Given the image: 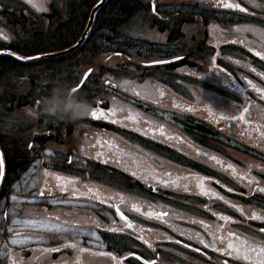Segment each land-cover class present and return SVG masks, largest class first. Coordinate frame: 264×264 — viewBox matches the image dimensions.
I'll return each mask as SVG.
<instances>
[{"label":"flooded vegetation","instance_id":"flooded-vegetation-1","mask_svg":"<svg viewBox=\"0 0 264 264\" xmlns=\"http://www.w3.org/2000/svg\"><path fill=\"white\" fill-rule=\"evenodd\" d=\"M21 3L8 5L0 0V9ZM208 3L193 7L181 2L176 11L194 16H190L194 20L189 18L191 27L207 28L202 39L224 41L228 34L231 41L239 42L230 44L238 47V53L229 54L224 59L228 64L222 66L229 80L242 88L238 110L231 111L230 103L226 104V99L233 101L229 90L215 89L210 103H220L221 108L200 107L194 100V112L177 118L183 123L190 120L191 127L186 129L184 123L185 128L178 127L172 136L167 134L166 120L146 106L153 103L164 109L163 99L156 103L135 97L130 99L132 103L112 95L90 101L86 92L79 94L91 107L85 117L69 122L63 135L65 141L79 129L85 138L78 148L80 160L59 164L68 172L60 175L66 179L58 182L52 175L57 171L50 168L46 175L39 168L31 188L24 184L15 195L6 192L5 179L0 184V264H260L264 260L260 251L264 249V232L260 231L264 220L252 219L253 213L264 216V192L258 191L264 188V99L247 83L251 80L264 88V76L258 75L264 73V59L255 55L259 49L246 44V38L264 39V0ZM222 3L240 4L246 11L224 8ZM165 5L160 4L159 10L166 11ZM191 35L198 39L200 34ZM183 51L177 49L176 55L182 56ZM213 66L219 69L217 64ZM80 88L69 92V97ZM94 108L102 109L109 118H93L89 113ZM110 108L116 109L114 114L108 113ZM233 116L236 119H229ZM168 136L174 137L175 145L167 144ZM97 195L100 200L95 199ZM13 205L15 214L10 212ZM114 228L124 231H110ZM13 239L22 243L13 244ZM229 242L241 248L239 255L235 249L229 257L206 247L227 248ZM249 248L253 251L245 260L243 250ZM132 252L134 256L128 255Z\"/></svg>","mask_w":264,"mask_h":264},{"label":"trees","instance_id":"trees-1","mask_svg":"<svg viewBox=\"0 0 264 264\" xmlns=\"http://www.w3.org/2000/svg\"><path fill=\"white\" fill-rule=\"evenodd\" d=\"M98 1L45 0L43 10L32 7L30 10L24 1L19 7H3L0 10V23L8 39L0 42V49L9 48L26 56L65 49L80 38L90 11ZM188 23L189 16L179 18L177 11L156 10L154 14L152 0H107L98 8L88 36L72 52L29 61L0 54V147L5 160L6 192L10 190V180L24 175L30 162L39 157L38 147L60 140L69 125L68 121L52 119L51 115L44 113L41 110L43 103L57 108H70L76 95L86 92L85 96L93 101L92 97L103 96L109 91L106 86L111 79L104 75L116 74L106 67L101 71L93 68L103 51L96 37V34L102 35L100 31L124 35L125 41H140L146 33L157 31L165 36L164 40L178 44L175 50L185 51L182 60L165 64L172 69L191 70L197 61L207 65V60L218 53H238V47L214 46L213 40L208 38L201 39L195 48L187 50L189 45L183 46L180 43L190 42L182 32L183 25ZM67 68L77 69L76 74L67 77L70 79V87L77 83L84 71L92 68V73L77 94H72L73 97H69L67 87V91L63 89L60 92L58 86L62 87V83L50 78L60 71L65 73ZM184 74L191 77L190 72ZM131 77L135 81L148 78L146 73L139 72ZM151 79L154 80V77ZM4 116L15 118L14 125L9 127ZM184 123L186 129L191 127L190 120H184Z\"/></svg>","mask_w":264,"mask_h":264},{"label":"rangeland","instance_id":"rangeland-1","mask_svg":"<svg viewBox=\"0 0 264 264\" xmlns=\"http://www.w3.org/2000/svg\"><path fill=\"white\" fill-rule=\"evenodd\" d=\"M6 2L17 0H5ZM33 1V5H37L39 10L45 9V0L44 4H42V0H29ZM181 2H187L195 6H206L209 5L208 0H156L155 5L165 4V7L169 11H176L177 5ZM205 3V5H203ZM180 5H178L179 7ZM28 7V6H27ZM30 8V7H29ZM35 10L38 9L37 7H32ZM189 8V7H188ZM31 10V8H30ZM197 11L199 12L200 9L198 8ZM203 13H207L206 9H202ZM182 14H179L178 17L181 18ZM194 17L193 15L189 14V18ZM194 20L193 18H191ZM191 24V23H190ZM192 25L184 24L182 27V32L184 33V37L188 36L190 42H181L180 45H185L189 47L188 49L195 48V40L193 36L190 35L193 32H196V29L201 33L198 36L202 38V33L207 32V28L205 29L204 25L191 27ZM207 30V31H206ZM6 30L4 29L3 25L0 23V42L4 39V34ZM102 35L96 34L97 43L101 45L102 53L97 57L95 66L93 67L96 71H101V69H108L112 71L116 75H104L107 76L106 78H110L112 87H109L110 90L107 93L103 94V97L108 96H117L121 98H135L137 97H145L149 99L151 102H160V99H163L161 103L164 109H160L155 106L153 103L146 104L149 106L150 113L154 114L153 112H157L158 114H154L157 117L163 118L166 120L167 124V131L168 135H174L177 132L178 127L184 129V123L182 121H178L177 118L183 117L187 118L189 115L187 113H192L193 105L192 102L197 101L200 104V107H205L209 105V107L219 106L221 108V104L218 103L216 105L210 103V98L213 100L215 95V89L219 91L229 90V93L233 99H226V104L230 103L231 111L238 110V98L242 96V88L241 86H237L233 84L229 78L228 73L224 67L220 66L217 61L214 59L207 60L208 67L201 68L202 61H197V66L192 68L191 70L187 69H172L166 67L165 64H155V65H148L149 62H153L155 60L168 58L176 54L175 48L178 44L176 43H169L168 41L164 40L162 34H158L157 31H151L144 35L140 41H125V36L120 35L117 33H113L111 31H100ZM110 36V37H108ZM201 36V37H200ZM231 35L226 34L224 36V41H220L216 43L218 46L220 43L223 42H235L238 44L239 42L231 41ZM247 39V46L250 49H259L264 55V39L262 40H253L250 38ZM192 40V41H191ZM194 41V43H193ZM215 44V42H213ZM219 59V58H218ZM218 64V68H215L213 65ZM148 65L146 68L145 66ZM206 65V66H207ZM77 69L75 68H67L65 69V73L62 71L58 72L56 76H50V78H55L56 82H61L62 87L59 89L60 92L65 89V85H69L70 79L67 78L70 75L76 74ZM135 72H139L141 74L146 73L148 78L145 77L144 80L134 82L133 80L128 79L129 75L134 74ZM190 72V76H186L184 73ZM82 76V74H81ZM119 76L121 77L119 79ZM151 77H154L153 81ZM139 78V77H137ZM244 77L242 76V79ZM106 81H108L106 79ZM160 82V84H159ZM217 84V85H213ZM219 86V87H218ZM233 91V92H232ZM77 96V95H76ZM75 96V97H76ZM222 102V98H221ZM192 108V110H191ZM229 107L226 106V109ZM183 114L181 115L180 114ZM161 114V115H159ZM5 123L9 124V127L14 125L15 118L4 116ZM52 119H57L55 116H51ZM4 123V121H3ZM80 128V127H79ZM79 130V129H78ZM76 130L70 137L66 138L63 141V135L60 140L48 142L45 147H38L39 157L35 158L29 164L27 171L23 175V181L20 180L16 183L15 180H10V190L8 193L16 194L21 192L24 189L25 185H28L30 188L33 185L32 178L36 175L39 168L43 169V173L45 174L50 168L53 170H57L58 175H64L68 172L63 171L62 168H59L60 163L68 162L72 160L74 162H78L80 160V155L78 148L82 145L84 141V136ZM174 137H167V144L171 145L172 143L175 145ZM182 145V144H181ZM171 151L167 150L168 156ZM62 158V159H61ZM70 158V159H69ZM43 159V160H42ZM48 164L46 165V162ZM84 159V158H81ZM44 163V164H43ZM45 165L47 169H44L42 166ZM42 175V174H41ZM18 178V177H17ZM14 179V178H13ZM25 184V185H24ZM12 200H16L13 199ZM16 207L13 205L10 209L11 214H15Z\"/></svg>","mask_w":264,"mask_h":264},{"label":"snow or ice","instance_id":"snow-or-ice-1","mask_svg":"<svg viewBox=\"0 0 264 264\" xmlns=\"http://www.w3.org/2000/svg\"><path fill=\"white\" fill-rule=\"evenodd\" d=\"M220 6L224 7V8H241V5L240 4H234V3H222ZM33 7H37V5H33ZM39 10V8H38ZM242 11H246V9H242ZM153 13L155 14L156 13V9H155V6H153V9H152ZM4 39H8L7 36H4L3 37ZM9 55L13 56V57H16L17 59L19 60H33V59H36L37 57L35 56H18L17 53H14V52H10L8 53ZM255 55L257 57H261L262 59H264V55H262L261 52H255ZM153 63H159V61H153ZM236 63H239V61H236ZM89 72L91 71V69L88 70ZM252 71H255V69H252ZM85 76L88 75V72H86L84 74ZM258 75H261V76H264V73H260ZM245 79H247L245 77ZM81 83H83V81H81ZM247 83L250 87H252L258 94H261V98L264 99V88H261V87H257L255 84H253V82L251 80H247ZM79 87V85H77V88ZM73 91H76V88H73L72 89ZM247 109H245L246 111ZM116 111V109L114 108H110L108 109V113L109 114H114ZM93 118H96V119H100V118H103V119H108L109 116L108 115H105L104 111L102 109H98V108H94V109H91L90 113H89ZM129 119H134L133 116H129L128 117ZM241 118H243V116L241 115ZM229 119H236V117H229ZM99 155V154H98ZM214 158V157H213ZM70 159V158H69ZM48 173L46 172V175ZM3 175H4V170H3V160L0 159V181H2V178H3ZM54 176V178L59 182V181H62V180H65L66 178H63L61 177L60 175L58 174H52ZM166 183V182H165ZM218 183V181H217ZM65 189L63 187H61V191H64ZM89 191H91V189H89ZM229 191H231V189H229ZM258 191L260 192H264V188H259ZM44 193L43 191H41L40 193V196H43ZM73 195H76V193L74 192ZM81 195H85V193H81ZM213 195H216L215 193H213ZM13 199H15V197H13ZM95 199L96 200H100V196H95ZM220 199H223V197H220ZM134 209H136V205H133L132 206ZM233 207H235V205H233ZM138 210V209H136ZM237 211H240V209H237ZM117 213L121 216L122 219H124L126 222L128 220V218L126 216H124V214L122 212H120L119 208H117ZM222 219L224 220H230L231 218L230 217H222ZM252 219L254 220H264V216H260V215H257L256 213H253L252 215ZM14 223H19L18 221H14ZM30 223V222H29ZM127 227H132L131 223H127ZM9 231H11V229H9ZM110 231H124L123 228H114V229H110ZM261 232H264V228L260 229ZM94 234V233H93ZM18 235V233H17ZM234 234L233 233H229V236H233ZM140 239H142V237H138ZM25 240L28 239V237H25L24 238ZM12 243L13 244H21L22 241L19 240V239H13L12 240ZM145 244L148 243V241H144ZM179 243V241H178ZM199 243L200 244H204V240L203 239H200L199 240ZM72 247H75V245H71ZM150 246V245H149ZM207 246H211L215 249V251L217 252H222V253H225L227 256L231 257L234 255V251L233 249H235V252L237 255H239V253L242 251L241 248L238 246V245H234L233 243L229 242L227 248H215V245H206ZM45 251H57V249H45ZM81 251H83V249H81ZM195 251L199 252L200 249L199 248H196ZM244 251V255H243V259L245 260H248L250 259V253L253 251V249H246V250H243ZM261 252H264V249H260ZM110 255V254H109ZM128 255L130 256H134L135 253L132 252V253H128ZM11 256H10V260H11ZM113 259H115V257H113ZM124 258L121 257L120 260L122 261ZM14 264V262H13ZM145 264H152L151 261H145ZM225 264H227V261H225ZM260 264H264V260H261L260 261Z\"/></svg>","mask_w":264,"mask_h":264},{"label":"clouds","instance_id":"clouds-1","mask_svg":"<svg viewBox=\"0 0 264 264\" xmlns=\"http://www.w3.org/2000/svg\"><path fill=\"white\" fill-rule=\"evenodd\" d=\"M65 86L68 88L69 92L72 91V88L70 86ZM41 106V110L44 113L68 122L82 119L88 114L91 107L89 101L82 96H79L77 102L71 105L70 108H57L48 103H43ZM37 115H39V113H37Z\"/></svg>","mask_w":264,"mask_h":264},{"label":"water","instance_id":"water-1","mask_svg":"<svg viewBox=\"0 0 264 264\" xmlns=\"http://www.w3.org/2000/svg\"><path fill=\"white\" fill-rule=\"evenodd\" d=\"M105 2H106V0H99L97 3L94 4V6L91 9V12H90V15H89V19H88V22H87V25H86L84 31L82 32L80 38L73 45H71V46H69V47H67L65 49H62V50L52 51V52H45V53H42V54H35V55H29V56H35L37 58H39V57L57 56V55H62V54L69 53V52L75 50L76 48H78L83 43V41L85 40L86 36L88 35V33H89V31H90V29L92 27L96 11ZM10 52H14V51H12L10 49H0V54H8ZM14 53H17V52H14ZM17 55L18 56H25V55H21L19 53H17ZM22 61H28V60H22ZM87 72L89 73V71H87ZM85 78H86V76L84 75L81 81L84 82ZM80 84H81V82H80ZM0 159L3 160V170H4L5 164H4V159H3V154H2L1 148H0Z\"/></svg>","mask_w":264,"mask_h":264}]
</instances>
